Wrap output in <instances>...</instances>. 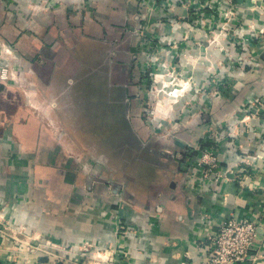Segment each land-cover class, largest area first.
I'll use <instances>...</instances> for the list:
<instances>
[{"label": "crops", "instance_id": "1", "mask_svg": "<svg viewBox=\"0 0 264 264\" xmlns=\"http://www.w3.org/2000/svg\"><path fill=\"white\" fill-rule=\"evenodd\" d=\"M185 1L0 0V264H216L231 217L257 223L237 264H264V0H223L239 73ZM165 64L230 90L165 92Z\"/></svg>", "mask_w": 264, "mask_h": 264}, {"label": "rangeland", "instance_id": "2", "mask_svg": "<svg viewBox=\"0 0 264 264\" xmlns=\"http://www.w3.org/2000/svg\"><path fill=\"white\" fill-rule=\"evenodd\" d=\"M186 5L188 7L194 8V12L190 14V17L195 16V23L197 25H200L202 28L209 29V27L214 26V23L216 22L219 26V32H218V40L224 39V41L232 40L235 44H240V46H231V44L225 43V45L222 46L221 50L224 54V61H232V63L226 64L222 66L224 68L227 66V69L229 72H235L239 73L240 69L246 68V62L242 59V52H244V48L241 46L243 42V38L239 36V33L233 32L238 27L239 24L236 23V12L234 9L233 4H226V1L223 0H186ZM190 7V8H191ZM191 8V10H192ZM218 9V14L215 16L214 11ZM190 21V20H189ZM240 29V28H239ZM231 42V41H230ZM231 42V43H232ZM200 44L203 45V42L200 41ZM203 52L206 54L208 48H203ZM162 65V64H161ZM168 66V78L167 81L164 80L162 83L168 86L169 92L172 93L173 90H176L178 87H188V89H197V86L199 85L202 89V93H212L215 97H219L226 92L230 90V82L227 78H225L224 74L221 72H210L209 67H207V78L205 81L202 82V84H199L197 80H193L191 77L189 79H184L186 76H184L183 73H180V71L177 68H172L170 65H163V67ZM159 76V75H158ZM158 82H160L161 77H157ZM164 86V88L166 87ZM158 99H156L155 102H157ZM156 104V103H155ZM219 153V151H218Z\"/></svg>", "mask_w": 264, "mask_h": 264}, {"label": "built area", "instance_id": "3", "mask_svg": "<svg viewBox=\"0 0 264 264\" xmlns=\"http://www.w3.org/2000/svg\"><path fill=\"white\" fill-rule=\"evenodd\" d=\"M2 51L13 53L10 46ZM10 62L0 55V78L4 81L13 77ZM198 160L191 166L203 169L205 166L214 168L218 164V149H197ZM204 175H208L205 173ZM257 223L254 219L231 217L224 221L211 236L209 244L210 260L216 264H237L252 258L250 252L257 239Z\"/></svg>", "mask_w": 264, "mask_h": 264}]
</instances>
